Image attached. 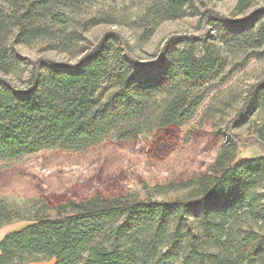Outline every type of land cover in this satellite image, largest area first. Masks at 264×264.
<instances>
[{
  "label": "rangeland",
  "instance_id": "1",
  "mask_svg": "<svg viewBox=\"0 0 264 264\" xmlns=\"http://www.w3.org/2000/svg\"><path fill=\"white\" fill-rule=\"evenodd\" d=\"M251 17L242 27L212 22ZM109 31L122 35L140 64L157 62L171 40L179 42L170 49L218 60L210 75L183 85L197 102L193 115L179 127L176 143L163 159L146 151L155 138L149 129L164 105L165 95L158 94L136 119L141 132L134 146L118 142L112 128L81 150L46 147L0 160V206L19 217L0 225V236L31 224L34 215L54 218L58 212L44 209L45 200H79L98 193L125 202L193 204L201 175L214 176L264 155V102L259 103L264 87V0H251L243 8L238 0H0V78L23 88L34 61L76 65ZM251 191L262 195L264 180ZM258 200L264 205V199ZM208 210L196 205L183 216L194 237L205 231L199 214ZM220 220L222 238L248 237L251 246L264 249V221L246 208L230 209L215 222ZM197 242L189 239V244ZM166 244L159 240L158 251L167 252ZM185 255L180 251L167 264H187ZM86 258L87 250L76 264ZM143 264L156 261L150 257ZM238 264L264 263L240 258Z\"/></svg>",
  "mask_w": 264,
  "mask_h": 264
},
{
  "label": "trees",
  "instance_id": "2",
  "mask_svg": "<svg viewBox=\"0 0 264 264\" xmlns=\"http://www.w3.org/2000/svg\"><path fill=\"white\" fill-rule=\"evenodd\" d=\"M250 1L238 0V7ZM252 19L212 22L242 27ZM177 42L171 40L157 62L140 64L128 52L122 35L109 31L76 65L46 58L34 61L23 88L0 78V160L46 147L81 150L96 144L112 128L118 142L134 146L141 132L136 119L158 94L165 95L164 105L154 128L149 129H154L155 138L146 151L163 159L197 104L183 85L210 75L218 61L192 50L169 48ZM155 69L159 71L150 73ZM260 94L261 104L264 87ZM263 180L264 155L214 176L201 175L193 204L125 202L123 197L104 198L98 193L79 200H45L44 209L58 214L54 218L34 215L31 224L4 235L0 264L51 259L54 264H76L86 250L84 264H143L150 257L156 264H167L180 251L186 253L187 264H238L240 258L264 263L262 247L251 246L248 237L222 238L224 221L215 222L226 211L243 208L264 221V205L258 200L264 199V192L251 191ZM196 205L209 210L199 214L205 231L194 237L183 216ZM120 216L122 220L115 222ZM18 218L0 206V225ZM191 237L197 244H189ZM161 239L169 247L167 252L158 251ZM209 247L217 252L204 250Z\"/></svg>",
  "mask_w": 264,
  "mask_h": 264
},
{
  "label": "crops",
  "instance_id": "3",
  "mask_svg": "<svg viewBox=\"0 0 264 264\" xmlns=\"http://www.w3.org/2000/svg\"><path fill=\"white\" fill-rule=\"evenodd\" d=\"M5 234H6V233H5ZM5 234H4V235H5ZM4 235L0 236V240L3 238ZM34 263H38V262H33V263H29V264H34Z\"/></svg>",
  "mask_w": 264,
  "mask_h": 264
}]
</instances>
